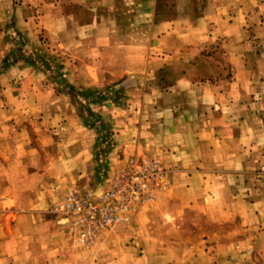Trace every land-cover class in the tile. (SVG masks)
<instances>
[{"label":"crops","instance_id":"1","mask_svg":"<svg viewBox=\"0 0 264 264\" xmlns=\"http://www.w3.org/2000/svg\"><path fill=\"white\" fill-rule=\"evenodd\" d=\"M257 38L264 0H0V264H264ZM134 158L160 161L166 191L117 235L71 244L65 198Z\"/></svg>","mask_w":264,"mask_h":264},{"label":"built area","instance_id":"2","mask_svg":"<svg viewBox=\"0 0 264 264\" xmlns=\"http://www.w3.org/2000/svg\"><path fill=\"white\" fill-rule=\"evenodd\" d=\"M168 185L156 160H131L103 190L69 194L57 211L60 225L76 245L88 246L98 236L128 225L138 208L154 202Z\"/></svg>","mask_w":264,"mask_h":264},{"label":"rangeland","instance_id":"3","mask_svg":"<svg viewBox=\"0 0 264 264\" xmlns=\"http://www.w3.org/2000/svg\"><path fill=\"white\" fill-rule=\"evenodd\" d=\"M253 38V37H252ZM247 40V39H246ZM246 40H243V46H249V43H250V41H252V43H251V47L252 48H256L257 49V51H259V53H258V57L261 59V62H263V60H264V55H262L261 53L262 52H264V38H257V39H252V40H247V44H245V42H246ZM29 56H27L26 54L24 55V56H27V57H29V59H27V57H23V55L21 54V55H16V56H11V55H7L8 56V60L9 61H11V62H14L15 61V59H21V60H26L27 62H29V63H31L35 58H36V55H34V57H32L30 54H28ZM51 55V54H50ZM6 58V56H4L3 55V58ZM43 57V56H42ZM44 62L48 65V67H49V71H46V72H44L45 73V75H46V77L51 81V80H53V81H55V83H56V85H58V83H59V86H57V88L59 89V91H64V93L65 94H67V95H69L70 97H71V102H72V100L74 101V103H75V105H76V107H78L79 109H81V107H83L84 106V103H82L81 102V100H83L82 98H80L81 97V94H80V90H79V88L77 87V86H75V85H72V84H70V83H68V82H66L64 79H63V77H62V75L60 74V63H58L57 62V58H50V57H47V55H44ZM7 60V61H8ZM7 61H5V62H3L2 61V67H7V66H9L11 63H9V61L7 62ZM36 63V62H35ZM38 64H40L41 65V62H39ZM228 69V68H227ZM263 73H264V71H263ZM262 78H264V76L262 75ZM64 82H63V81ZM113 91H117V92H119V89L118 90H116V89H113ZM125 91V90H124ZM125 92H127V91H125ZM139 92L141 93V94H143L144 93V88H139ZM110 93H112L111 91H110ZM101 94V93H100ZM100 94H99V98L97 97V99H101L102 97H104L105 95H103V94H101V96H100ZM258 94H263L264 95V86H259L258 87V91H257V95ZM87 97V96H86ZM79 98L81 99V100H79ZM79 102V103H77V102ZM169 101V100H168ZM73 103V102H72ZM174 104H170V103H167V107H170V106H173ZM166 109H169V108H166ZM83 111H85V108L83 109ZM259 112H262L261 111V109H259ZM100 116L98 115V117H95V116H91V118H89V121L91 122V123H93L95 126H97V129L99 130V134H100V137L102 138V137H104L103 139H105V137H109V134H107L106 132V130L104 129V125H103V122L101 121V119L99 118ZM261 118H264V109H263V112H262V115H261ZM259 123H260V120H259ZM106 131V132H105ZM145 159H147V158H145ZM145 159H143V160H145ZM134 161H140L141 159H133ZM152 160H156V159H152ZM157 161V160H156ZM158 163H159V165H160V167H161V163H160V161H157ZM162 168V167H161ZM125 170V169H124ZM162 170H163V168H162ZM164 171V170H163ZM164 173H165V171H164ZM107 182H108V180L107 181H105L104 183H103V181L102 182H100L101 183V185H99L98 186V189L99 190H97V191H101V190H103L104 188H105V186H106V184H107ZM168 188V187H167ZM132 221V220H131ZM130 224V223H129ZM59 226L64 230V235H65V237L71 242V244H73L74 246H76V247H78L79 249H87L88 248V246H79V245H76V243L74 242V240L66 233V231H65V229L59 224ZM125 226H127V225H125ZM124 226H122V227H120V228H118L117 230H114V231H109V232H106V233H104V234H102V235H100V236H98L97 238H96V240L97 239H100V238H102V237H104L106 234L107 235H113V236H115V235H117L119 232H120V230L123 228Z\"/></svg>","mask_w":264,"mask_h":264}]
</instances>
